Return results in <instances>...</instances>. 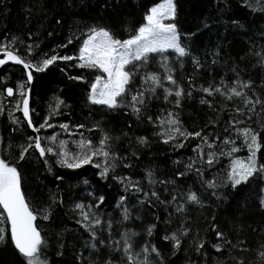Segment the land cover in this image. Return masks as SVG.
<instances>
[{
	"label": "trees",
	"instance_id": "1",
	"mask_svg": "<svg viewBox=\"0 0 264 264\" xmlns=\"http://www.w3.org/2000/svg\"><path fill=\"white\" fill-rule=\"evenodd\" d=\"M159 1L0 0V45L35 67L53 55L73 57L44 71L12 61L0 65V156L20 173L46 264H264V172L235 187L228 178L233 157L249 153L238 130H250L248 143L251 133L258 134V168L264 165V0H175L173 21L186 54L169 49L127 65L131 79L116 108L91 99L101 70L79 66L84 39L99 28L119 40L136 35ZM141 92L143 103L133 105L132 96ZM25 98L32 125L47 120L54 127L34 131L23 115ZM169 119L178 124L160 123ZM177 127L201 133L207 143L170 131ZM53 135L57 140L50 142ZM36 136L54 153L103 147L109 157L67 168L57 162L60 155L40 157L32 148L20 159L21 146ZM233 147L240 151L229 155ZM209 153H215L211 165ZM209 181L216 186L208 187ZM10 226L0 219L6 231L0 264H27ZM173 235L176 240L165 239Z\"/></svg>",
	"mask_w": 264,
	"mask_h": 264
},
{
	"label": "snow or ice",
	"instance_id": "2",
	"mask_svg": "<svg viewBox=\"0 0 264 264\" xmlns=\"http://www.w3.org/2000/svg\"><path fill=\"white\" fill-rule=\"evenodd\" d=\"M175 17V4L174 0H164L163 3L153 7L150 11V14L147 15V24L141 27L138 31V34L132 37L131 39L120 41L114 39L111 34L103 29L96 30L92 29V35H90L83 44L79 59L84 61L80 64V67H89V68H99L102 69L104 73H107V80L103 82L101 88V77L96 78V83L92 85V101L93 103L107 105L110 108H116L119 105L117 98L124 95L127 91L126 85L129 84L131 79V72L125 71V67L129 64H134L136 61H141L146 63L151 53H164L169 49H173L179 56H184L186 54L185 48L180 46L178 43L179 36L176 31L175 24L164 23L163 21L169 18ZM0 52H4L6 59H0V65L6 64L8 61H12L16 64H21L25 69L30 67H35L26 63L20 56L14 54L13 51L8 49L7 45H0ZM57 59L71 60L73 57L63 56L57 57L53 55L51 58L43 60V67H35L36 71H44L49 65L53 64ZM28 81L32 79V73L29 71L27 73ZM147 79H150L153 84L157 86H162L160 80L155 75H150ZM167 80L171 81L173 84L175 81L172 79V76L169 75L166 77ZM147 82V80L145 81ZM247 86V85H245ZM100 88L98 92L97 89ZM152 91H155L153 88ZM205 92L212 94V89H204ZM219 92V89H215ZM232 92L236 96H241L242 93L236 91L235 88L232 89ZM6 93L8 96L13 95V89L7 88ZM172 95L171 92L168 93ZM181 91L175 92V95L179 97ZM25 93L21 92V96H24ZM143 93L139 95L132 96V103H143ZM229 99L232 97L229 96ZM204 101H202L203 103ZM260 101H251L248 100V103H259ZM22 111L23 115L28 118L27 122L29 126L33 127L34 131L39 132L41 128L45 127H54V125L48 124L47 120L44 124H41L39 127L32 125L31 118L29 116V104L28 100L25 98L22 100ZM62 103V101H61ZM179 103V101H177ZM17 108H20V105H17ZM134 111L137 113L140 111L139 108L134 107ZM239 111V109L237 110ZM171 115V114H170ZM161 124L167 123L170 125H177L178 121L176 119H169L167 121H160ZM65 131L68 130V125H60ZM80 127H83L82 125ZM171 132L179 133L181 136H194L201 137V133H185L180 130V128H174L170 130ZM241 135L245 137V144L248 147L250 155L246 159L235 158L231 163V170L229 172V180L232 182V186H238L241 183H245L248 179L254 176L258 172H264V165L256 166V152L260 149V144L258 141V134L252 135V142L248 143L247 136L249 129L238 130ZM173 135H169V139H174ZM205 143H207L206 137H201ZM106 139V138H105ZM29 143L26 147L21 146L22 151L20 154V159H24L25 154H27L29 149H36L39 152L40 157H45L46 154L60 155L62 158L57 162L62 167L67 168H80L85 164L92 163L93 156H103L105 158L109 157V152L105 151L103 147L97 148L95 151H89L87 153H80L73 155L71 157L72 162H69V153L64 151L62 153H54L53 147L51 146H42L41 137H30ZM50 142H55L57 136L53 135L48 138ZM167 142V141H165ZM104 140L100 141V144L103 145ZM225 143H230V141H225ZM66 144L65 141H60L59 146L64 147ZM88 145H91V141L87 142ZM81 148L85 146V141L81 140L79 142ZM183 144H179L178 147H183ZM209 148L212 147L211 144H207ZM240 149L238 147L231 148L229 155L233 152H238ZM215 153H209V159L207 163L211 165L213 163V157ZM104 163H107L105 159ZM96 167L101 165L97 163ZM192 168V163L188 165ZM109 169L105 167L101 172L102 176H107ZM199 172V169H196ZM183 175V173H181ZM208 187H215L214 182H207ZM155 195V194H154ZM189 199L194 202H198V196L195 193H191ZM103 198L101 197V202ZM78 208H83V205H77ZM179 210V209H178ZM6 213V215H4ZM85 219H87V213H84ZM45 219L47 217H44ZM0 219L10 221L11 225V239L14 242L16 249L19 253L25 257L27 264H43L40 260L38 253L41 250V245L44 243L40 231L35 225L37 216L34 214L33 210L29 207L28 202L25 199V196L21 190V181L20 173L15 166L10 165L4 159L0 158ZM99 223V221H96ZM6 236V231L4 228H0V241H3ZM218 237H222V233H217ZM165 239L176 240L175 235L171 237H165ZM176 247H179V241L176 242ZM130 245L125 249L127 252L130 249ZM203 247V245H201ZM217 250H219V247ZM153 252H156V249L153 247L151 249ZM145 252L148 251L146 247ZM158 254V253H157ZM131 259V257H129Z\"/></svg>",
	"mask_w": 264,
	"mask_h": 264
},
{
	"label": "rangeland",
	"instance_id": "3",
	"mask_svg": "<svg viewBox=\"0 0 264 264\" xmlns=\"http://www.w3.org/2000/svg\"><path fill=\"white\" fill-rule=\"evenodd\" d=\"M164 2V0H161V1H159V2H157V3H155L154 5H152L151 6V9L153 8V7H155V6H157V5H159V4H161V3H163ZM174 4H175V0H174ZM151 9H150V11H151ZM175 13H176V5H175ZM150 14V12L148 13V15ZM173 19L174 18H169V19H166V20H164L163 22L164 23H166V24H168V23H171V24H175V22L173 21ZM147 24V17H146V22L143 24V25H141V27H143V26H145ZM175 26H176V24H175ZM140 27V28H141ZM139 28V29H140ZM100 29H103V30H106V31H108L107 29H105V28H99V29H96V30H100ZM139 31V30H138ZM176 31H177V34H178V36H179V41H178V43L180 44V46H182L183 48H185L184 46H183V44H182V42H181V35H180V32H179V30H178V28H177V26H176ZM109 32V31H108ZM110 33V32H109ZM137 34H138V32H137ZM136 34V35H137ZM90 35H92V32L84 39V42L87 40V38L90 36ZM112 36V35H111ZM135 36V35H134ZM134 36H132V37H134ZM113 37V36H112ZM132 37H130V38H128V39H131ZM114 38V37H113ZM114 39H116V38H114ZM128 39H126V40H128ZM119 40V39H118ZM120 41H125V40H120ZM84 42H83V44H84ZM83 44H82V47H81V49H80V51H79V56H80V53H81V50H82V48H83ZM185 51H186V49H185ZM14 54H16V53H14ZM17 55V54H16ZM4 59H6V55L4 56ZM81 62L82 63H84V61H82L81 60ZM127 67V66H126ZM126 67H125V71H127V69H126ZM101 70V73L99 74V75H97V77H101L102 78V81H101V88H102V85H103V82L104 81H106L107 80V73H104L103 72V70L102 69H100ZM96 77V78H97ZM94 83H96V79L94 80ZM93 83V84H94ZM97 91L99 92L100 91V88H98L97 89ZM91 97H92V89H91ZM92 99V98H91ZM253 134H256V133H251L250 135V142L249 143H251L252 142V135ZM258 142V141H257ZM259 143V142H258ZM64 149V148H63ZM64 151H66V150H63V152ZM70 155H69V162H72V159H71V157L73 156V155H77V154H80V153H87V152H89L88 150H83V151H79L78 149L76 150H69V151H67ZM250 155V153H248L247 155H237V156H234L233 157V159H235V158H241V159H246L248 156ZM0 158H1V156H0ZM233 159H232V161H233ZM13 166V165H12ZM256 166L258 167V161H257V152H256ZM4 215H6V213L4 214ZM3 220V219H2ZM11 227V226H10ZM38 255H39V258H40V260L43 262V264H46V262H45V260L41 257V255L38 253Z\"/></svg>",
	"mask_w": 264,
	"mask_h": 264
}]
</instances>
